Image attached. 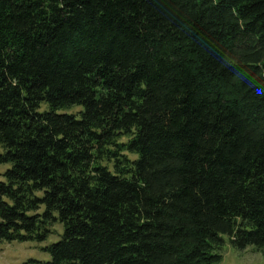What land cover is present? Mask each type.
<instances>
[{
	"label": "trees",
	"instance_id": "1",
	"mask_svg": "<svg viewBox=\"0 0 264 264\" xmlns=\"http://www.w3.org/2000/svg\"><path fill=\"white\" fill-rule=\"evenodd\" d=\"M0 166L33 264L264 256V0H0Z\"/></svg>",
	"mask_w": 264,
	"mask_h": 264
},
{
	"label": "rangeland",
	"instance_id": "2",
	"mask_svg": "<svg viewBox=\"0 0 264 264\" xmlns=\"http://www.w3.org/2000/svg\"><path fill=\"white\" fill-rule=\"evenodd\" d=\"M46 109L44 104L40 105L39 112ZM81 110V107H75L70 110L74 112ZM78 117V115H76ZM0 166V173L3 171ZM1 180V177H0ZM60 234V226H54ZM58 240V236H48L44 241H26V242H10L0 246V264H33L30 261L44 262L49 259L47 253L41 250ZM224 243L220 249L221 261L219 264H264V256L256 251L253 246H247L242 250L233 249L223 238Z\"/></svg>",
	"mask_w": 264,
	"mask_h": 264
}]
</instances>
